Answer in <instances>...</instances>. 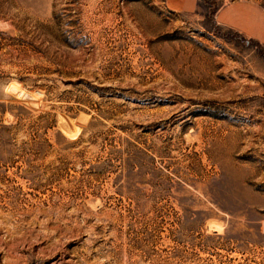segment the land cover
I'll use <instances>...</instances> for the list:
<instances>
[{"label": "rangeland", "instance_id": "obj_1", "mask_svg": "<svg viewBox=\"0 0 264 264\" xmlns=\"http://www.w3.org/2000/svg\"><path fill=\"white\" fill-rule=\"evenodd\" d=\"M167 0H0V264H264V44Z\"/></svg>", "mask_w": 264, "mask_h": 264}, {"label": "crops", "instance_id": "obj_2", "mask_svg": "<svg viewBox=\"0 0 264 264\" xmlns=\"http://www.w3.org/2000/svg\"><path fill=\"white\" fill-rule=\"evenodd\" d=\"M168 6L183 14H196L201 0H167ZM219 26L233 30L244 37L264 44V12L250 2H233L221 7L216 13Z\"/></svg>", "mask_w": 264, "mask_h": 264}]
</instances>
